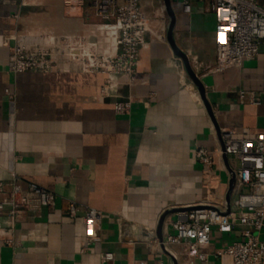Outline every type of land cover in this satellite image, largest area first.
<instances>
[{
    "label": "crops",
    "instance_id": "0c3cea01",
    "mask_svg": "<svg viewBox=\"0 0 264 264\" xmlns=\"http://www.w3.org/2000/svg\"><path fill=\"white\" fill-rule=\"evenodd\" d=\"M175 10L177 43L205 85L216 124L167 38L146 36L131 76L82 71L64 59L50 71L8 72L19 34L32 33L28 47L42 41L35 34L41 30L93 39V22L67 15L65 0H0V181L16 176L23 187L33 182L58 195L55 205L19 217L12 231L23 237L18 243H6L0 216V264H182L162 245L159 219L168 209L226 198L224 158L216 156L210 171L194 149L214 150L222 130L236 137L264 133V104L239 99L240 90L264 92V44L255 58L211 71L213 13L201 4L190 14ZM66 23L75 28L65 30ZM106 83L109 94H102ZM128 97L129 111L116 113L114 102ZM70 201L99 211V241L86 243L84 211L71 216ZM175 215L165 218L163 237ZM240 238L241 226L212 230L208 260L194 264H232L216 251ZM105 251L114 253L113 262L101 261Z\"/></svg>",
    "mask_w": 264,
    "mask_h": 264
},
{
    "label": "built area",
    "instance_id": "2783aa9c",
    "mask_svg": "<svg viewBox=\"0 0 264 264\" xmlns=\"http://www.w3.org/2000/svg\"><path fill=\"white\" fill-rule=\"evenodd\" d=\"M174 8L185 13L202 4L213 13L215 25V63L211 71L218 72L235 66L243 60L258 56L264 44V6L260 0H171ZM156 3V5H155ZM73 14L90 10L99 19L97 29L104 31L109 45L101 49L98 42H86L83 37H60L56 34L39 35L41 42L31 47L25 45L28 34H19L9 55L7 71L12 73L27 70L50 71L60 59L82 71H96L109 77L112 74L131 76L139 63L140 50L147 45L146 36L165 41L168 17L164 0H65ZM151 7L147 10L146 7ZM109 80H107L108 82ZM108 83L102 94L108 93ZM241 102L264 104V92L239 91ZM132 98L114 102L116 113L122 114L131 108ZM224 144L214 150L203 145L194 149L195 158L210 171L215 167V157L228 156L229 165L235 174L231 208L226 198H211L196 204L181 207L174 218L165 222L171 229L161 241L164 248L182 264H194L196 258L208 260L206 247L211 232H231L241 226L242 238L235 239L216 251V255L231 258L232 264H264V133L254 137H236L226 130L221 131ZM230 175V172H229ZM58 195L36 183L26 187L14 176L8 182L0 181V216L5 218V241L15 244L22 236H13L19 217L25 212L39 213L43 207H51ZM71 216L84 211L86 243L99 241L97 223L100 213L93 207H83L70 201ZM178 246V250H174ZM115 260L111 251L101 255V261ZM119 264V263H113ZM134 264V263H130Z\"/></svg>",
    "mask_w": 264,
    "mask_h": 264
},
{
    "label": "water",
    "instance_id": "95a60500",
    "mask_svg": "<svg viewBox=\"0 0 264 264\" xmlns=\"http://www.w3.org/2000/svg\"><path fill=\"white\" fill-rule=\"evenodd\" d=\"M165 1V6H166V12L168 15V25H167V32H166V38L169 43V46L172 49L173 54L180 60V63L182 64V68L189 77V79L193 82L195 88L199 91L201 99L211 117L213 122L216 124L215 120V115L212 109V106L207 98L206 94V89L205 85L194 69L191 59L187 52L177 43L176 37H175V28H176V23H177V14L176 10L171 2V0H164ZM222 147H224L223 142H221ZM223 158L227 164V167L230 172V177H229V189L226 194V201H227V206L228 209L231 208V203H232V191L235 183V174L229 165V160L228 156L226 154L223 155ZM179 208H173V209H168L166 210L160 217L159 223H158V228H157V234L159 239L162 241L163 240V223L165 221V218L169 213H172L174 211L179 210Z\"/></svg>",
    "mask_w": 264,
    "mask_h": 264
},
{
    "label": "rangeland",
    "instance_id": "374dc122",
    "mask_svg": "<svg viewBox=\"0 0 264 264\" xmlns=\"http://www.w3.org/2000/svg\"><path fill=\"white\" fill-rule=\"evenodd\" d=\"M143 3H144V0H143ZM155 5H156V3H155ZM202 5V4H201ZM69 9V8H68ZM146 9H147V7H146ZM148 10V9H147ZM149 10H151V8L149 9ZM67 15H75V14H73V13H71L70 11H67V13H66ZM81 16L82 17H89L90 18V20L93 22V29H92V37H93V39H89L88 38V36H85V35H83L84 33H82L81 35H78V36H81V37H83L84 38V40L86 41V42H98L99 44V46H101V49L103 48V49H105V47L107 46V45H109V38L105 35V33H104V31H101V30H99V29H97V24H98V22H99V19L96 17V16H94L93 15V13L90 11V10H86L85 12H83V14L81 13ZM167 17H168V15H167ZM73 28H75V26L74 25H71V24H68V23H66V25H65V30H68V29H73ZM28 33H31L30 31H28V32H25V33H23V34H28ZM34 33V32H33ZM38 33V34H37ZM37 33H35L36 35H43L44 33H48V34H55L53 31H48V30H41V31H37ZM32 34V33H31ZM186 74V73H185Z\"/></svg>",
    "mask_w": 264,
    "mask_h": 264
},
{
    "label": "bare ground",
    "instance_id": "6f19581e",
    "mask_svg": "<svg viewBox=\"0 0 264 264\" xmlns=\"http://www.w3.org/2000/svg\"><path fill=\"white\" fill-rule=\"evenodd\" d=\"M158 42V41H157Z\"/></svg>",
    "mask_w": 264,
    "mask_h": 264
}]
</instances>
